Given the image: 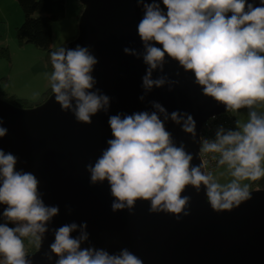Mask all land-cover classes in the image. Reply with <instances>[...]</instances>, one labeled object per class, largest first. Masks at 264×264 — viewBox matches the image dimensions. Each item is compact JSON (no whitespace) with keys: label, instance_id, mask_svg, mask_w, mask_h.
Returning <instances> with one entry per match:
<instances>
[{"label":"clouds","instance_id":"1","mask_svg":"<svg viewBox=\"0 0 264 264\" xmlns=\"http://www.w3.org/2000/svg\"><path fill=\"white\" fill-rule=\"evenodd\" d=\"M143 16L137 34L143 50L125 47L124 53L142 59L144 101L153 88L179 84L165 72L168 60L194 75L202 94L224 106L226 113L247 109L248 119L235 120V128H216L214 139H202L199 152L213 154L217 168L226 166L231 179L220 183L201 157L183 142L177 146L166 128L169 120L196 140V121L188 112L171 113L158 101L152 111L119 112L108 116L111 138L95 163L86 165L90 184L108 182L113 212L137 201L150 203V213L190 214L191 186L203 188L211 209L232 211L251 199L250 184L264 178V0H135ZM161 4L163 7H161ZM91 46L77 44L50 53L53 71L48 82L62 111H71L77 122L91 124L92 117L108 113L111 97L95 87L97 57ZM154 72L160 73L155 78ZM180 72H176L179 76ZM0 116V140L8 134ZM218 154V156L216 155ZM18 157L0 147V264H32L25 239L40 247L48 225L59 215L58 205L45 204L40 181L32 172L17 170ZM71 213V208H68ZM13 225V226H10ZM87 222L51 229L54 240L45 253L55 264H144L128 248L110 253L90 244ZM77 232L78 235L72 234ZM89 243L88 247H82Z\"/></svg>","mask_w":264,"mask_h":264},{"label":"water","instance_id":"2","mask_svg":"<svg viewBox=\"0 0 264 264\" xmlns=\"http://www.w3.org/2000/svg\"><path fill=\"white\" fill-rule=\"evenodd\" d=\"M79 2L85 7L79 19V34L65 46H91L98 59L92 73L97 80L95 87L111 97L109 112H99L91 124H86L77 122L71 111H62L54 94L33 109H19L0 99V116L8 129L0 147L19 158L17 170L32 172L38 178L45 204L60 208L41 246L29 255L32 264H55V255L52 261L45 256L54 240L51 229L84 221L91 245L110 253L128 248L144 264H264V190L251 191L250 200L232 211L217 213L206 201L203 188L197 193L189 186L183 195L191 197L190 214L178 220L171 214L150 213L147 201H137L131 213L127 209L113 212L114 198L108 182L90 184L86 165L94 164L107 147L106 141L111 138L109 115L152 111L148 103L152 100L160 102L169 113H190L196 121L195 142L170 120L166 128L177 146L185 144L194 155L192 164L198 165L202 125L226 111L223 105L202 94L191 72H184L172 60L167 61L164 72L179 84L172 91L167 85L153 88L140 101L146 65L123 49L143 50L137 34L142 6L135 0ZM159 74L154 72V78ZM88 246L89 243L82 245Z\"/></svg>","mask_w":264,"mask_h":264},{"label":"rangeland","instance_id":"3","mask_svg":"<svg viewBox=\"0 0 264 264\" xmlns=\"http://www.w3.org/2000/svg\"><path fill=\"white\" fill-rule=\"evenodd\" d=\"M79 14L78 0H66L65 18L52 27V48L63 47L68 41L78 36ZM23 22L24 13L18 2L15 3V8L9 9L6 17L0 18V48H7L10 53V60L0 59V92H5L28 103H37L41 100L42 94L51 88L47 77L53 69L47 65L46 54L43 51L30 45L20 47L17 44L15 31ZM260 110L264 111V109ZM230 114L239 119L241 123L248 119L247 109ZM211 173L222 184L231 179L226 173V166L217 168ZM251 182L244 181V183ZM2 209L0 207V211ZM24 243L28 251L31 244L30 242Z\"/></svg>","mask_w":264,"mask_h":264},{"label":"trees","instance_id":"4","mask_svg":"<svg viewBox=\"0 0 264 264\" xmlns=\"http://www.w3.org/2000/svg\"><path fill=\"white\" fill-rule=\"evenodd\" d=\"M23 13L24 22L15 31L16 41L20 47L27 45L33 46L46 54L45 60L48 66L52 68L50 63V53L54 50L52 48L53 33L52 27L55 23L62 21L66 13V0H16ZM81 17L84 6L79 2ZM39 14L38 16H35ZM80 19V18H79ZM75 39V38H74ZM72 39L71 41H73ZM69 41V42H71ZM67 42L66 44H68ZM65 44V45H66ZM5 58L10 60V53L7 48H0V59ZM51 88L42 94V98L37 103H28L25 100H19L15 96H11L5 92H0V99L19 108V109H33L45 103L52 95ZM250 191L264 190V178L251 182ZM3 208L2 206H0ZM13 226V225H10ZM24 242H30L25 239ZM31 248L27 251L28 255L37 252L38 247L31 243Z\"/></svg>","mask_w":264,"mask_h":264},{"label":"built area","instance_id":"5","mask_svg":"<svg viewBox=\"0 0 264 264\" xmlns=\"http://www.w3.org/2000/svg\"><path fill=\"white\" fill-rule=\"evenodd\" d=\"M235 120H237V118L230 113L219 114L209 118L202 125L199 140L201 141L202 139H214L216 128L219 125H223L225 128H235ZM198 155L199 158H203V161L206 164V171L213 172L217 169L216 161L212 159L213 154H203L198 152ZM216 155L218 156V154Z\"/></svg>","mask_w":264,"mask_h":264},{"label":"crops","instance_id":"6","mask_svg":"<svg viewBox=\"0 0 264 264\" xmlns=\"http://www.w3.org/2000/svg\"><path fill=\"white\" fill-rule=\"evenodd\" d=\"M15 3L17 4L16 0H0V18L6 17L9 13V9L15 8Z\"/></svg>","mask_w":264,"mask_h":264}]
</instances>
